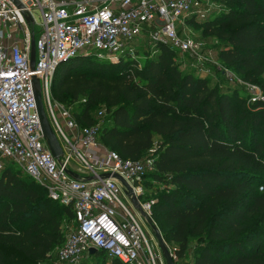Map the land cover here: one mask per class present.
Returning a JSON list of instances; mask_svg holds the SVG:
<instances>
[{
	"label": "trees",
	"instance_id": "16d2710c",
	"mask_svg": "<svg viewBox=\"0 0 264 264\" xmlns=\"http://www.w3.org/2000/svg\"><path fill=\"white\" fill-rule=\"evenodd\" d=\"M218 2L204 20L186 24L202 23L220 42L221 64L264 97V0ZM171 50L137 49L135 55L151 56L141 69L131 56L116 65L72 59L56 68L51 92L69 99L68 107L78 103L72 115L82 127L96 126L90 112L105 107L98 141L123 159L141 160L160 139L150 217L163 240L177 245L178 257L192 264H264V102L181 73ZM23 176L8 167L0 173V264H20L6 251L41 264L63 241L60 221L48 212L60 205ZM60 207L73 223L71 209ZM99 258L108 260L100 251L89 255Z\"/></svg>",
	"mask_w": 264,
	"mask_h": 264
},
{
	"label": "built area",
	"instance_id": "2783aa9c",
	"mask_svg": "<svg viewBox=\"0 0 264 264\" xmlns=\"http://www.w3.org/2000/svg\"><path fill=\"white\" fill-rule=\"evenodd\" d=\"M214 4L211 0H0V170L1 160L11 161L42 186L52 202L71 209L73 224L57 249L58 264H82L89 249L120 264L165 261L151 251L146 234L122 200L133 207L135 198L145 219L151 221L153 202L141 198L153 159H123L99 146L98 126H80L70 110L53 101L56 68L84 55L94 54L111 63L133 57L143 33L152 47L164 44L182 54L196 53L198 46L190 36L180 35L176 23L191 17L202 21L218 8ZM35 11L40 15L37 37ZM33 79L39 84L49 129L60 139L59 160L40 124ZM255 100L264 102V97L255 94L250 101ZM97 147L103 149L102 155L89 152ZM109 174L119 176L132 194L127 195L117 180L106 178ZM176 249L169 250L173 264H192L178 257Z\"/></svg>",
	"mask_w": 264,
	"mask_h": 264
},
{
	"label": "rangeland",
	"instance_id": "374dc122",
	"mask_svg": "<svg viewBox=\"0 0 264 264\" xmlns=\"http://www.w3.org/2000/svg\"><path fill=\"white\" fill-rule=\"evenodd\" d=\"M211 1H213L218 6L219 0H211ZM212 15L213 14H211L210 16ZM33 17L36 23V25L33 26L34 36L37 37L40 32V28L38 27V25L40 24V15L37 11H35L33 13ZM197 22H201V21H197ZM201 24L199 23L195 25H188L186 24V20L181 22V24L176 23V27L178 31L180 32V35L190 36L194 40L196 45L198 46L196 53H192V54H189V53L182 54L176 50H171L172 52L171 56H172L173 63L179 69V71L181 73H185V72L191 73L193 76H201L202 78L206 79L209 82L210 87H215L220 91L230 90V92H236L243 99L245 97L250 98L254 96L255 94H260L259 87L256 84H248V85L253 86L254 88L253 90L249 89L246 83H243L239 80V77L235 73V71L229 68H226L221 64V62L218 59V53L220 50V47H219L220 42L217 39L209 36L204 31ZM147 36H148L147 33L146 34L143 33V35L141 36L139 46L137 47V49H139L140 52H143L144 50L148 49L149 44L147 41V38H148ZM77 58H86V59L95 61L100 64L102 63L107 64V62H105L104 59H100L94 54L78 56ZM129 58L131 61H133V64L137 69H141L144 67L148 59L151 58V56H149L147 53L145 54L139 53ZM120 61L121 59H119L117 62H114L115 64L111 62L110 63L112 65H116ZM51 96L54 102H56L57 104H61L62 106H65L68 110H70V112L73 115H75V117H77L78 112L76 110V106L78 103L72 104L71 107H68L69 99L65 98V96L59 99L55 91L51 92ZM64 98L65 100H62ZM80 102L82 103L83 101L80 100ZM99 112L102 113L101 116L98 115ZM108 115L109 114L107 113L105 107H103L101 104H98L90 112V116L94 120V124L100 127L105 123V120L108 119ZM56 117L59 120L58 113H56ZM47 122H48V119H47ZM59 122L62 128L64 129L63 127L64 123L61 120H59ZM64 131L66 132L65 129ZM58 141L60 142L59 137H58ZM159 142H160V139L155 138L153 149L144 153V155L141 158L142 161L152 160L154 158V150ZM97 144L99 146H102L100 141H97ZM1 164H2V168L0 170V173L4 168L8 167L14 173L18 174L20 177L25 178L23 176L24 174L20 171V169L11 161L1 160ZM146 172L147 173L145 174L144 180H143L145 184L143 187V192H144L143 198L144 199L141 198V201L149 202V201H153V199L156 197L155 189L158 187V185L151 179V175L155 172V169L148 168ZM122 200L131 210L132 214L136 217L141 228L146 234L151 251L155 255L159 254L157 242L153 236L150 226L147 223V220L140 214L138 210L130 206L126 200H124L123 198ZM48 212L50 215L55 216L60 221V231H61V236L63 238V241L61 243L62 245L67 235L69 234L70 229L72 228V224H73L72 220L69 219L64 214L63 208H61L60 206L56 204H52ZM196 241L197 240H195L194 238L190 241V247L188 249L189 250L188 252L190 254L192 253L193 251L192 249L196 245ZM166 245L168 247V250H173L175 248V245L172 242L166 243ZM59 246L54 248V250H52L50 254L49 259L42 262L41 264H58V262L56 261V252ZM6 254L8 256H11L14 261H17L20 264H28L26 261H22L21 257L13 252L6 251ZM82 264H115V263H111L109 260L106 261L105 259H100V258L96 260L95 259L91 260L89 259V257H86V258L84 257L82 259Z\"/></svg>",
	"mask_w": 264,
	"mask_h": 264
},
{
	"label": "water",
	"instance_id": "95a60500",
	"mask_svg": "<svg viewBox=\"0 0 264 264\" xmlns=\"http://www.w3.org/2000/svg\"><path fill=\"white\" fill-rule=\"evenodd\" d=\"M28 20V19H27ZM30 64H31V68L33 69L34 66V39L32 37L31 39V56H30ZM33 85H34V89L36 92V103H37V112H38V116H39V120H40V124L41 127L43 129L47 144L49 146V149L51 150L53 156L59 160V155L61 154V149L59 146V143L56 139V137L53 135V133L51 132V130L49 129L47 120L45 118V114H44V110H43V105L40 99V93H39V84L38 81L36 79H33ZM111 177L112 179L117 180L118 182H120L125 189L127 190V195L132 194L131 189L127 186V184L117 175H106V178ZM132 204L133 207L138 210L140 212V214L144 217L145 215L143 214V212L141 211V209L139 208V205L136 201L135 198H132ZM148 225L150 226L153 236L157 242V246H158V251L159 253L162 255L165 264H173L172 262V258L170 256L168 247L165 243V241L163 240V237L160 233V231L157 229V227L153 224V222H151L150 220L146 219ZM96 250L95 249H89V254H93L95 253Z\"/></svg>",
	"mask_w": 264,
	"mask_h": 264
},
{
	"label": "crops",
	"instance_id": "0c3cea01",
	"mask_svg": "<svg viewBox=\"0 0 264 264\" xmlns=\"http://www.w3.org/2000/svg\"><path fill=\"white\" fill-rule=\"evenodd\" d=\"M89 152L92 154H96V155H102L103 149L101 147H97V148L91 149ZM175 247H177V245H175Z\"/></svg>",
	"mask_w": 264,
	"mask_h": 264
}]
</instances>
